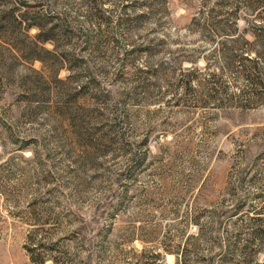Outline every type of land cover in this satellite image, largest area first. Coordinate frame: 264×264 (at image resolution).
Instances as JSON below:
<instances>
[{
    "label": "rangeland",
    "instance_id": "rangeland-1",
    "mask_svg": "<svg viewBox=\"0 0 264 264\" xmlns=\"http://www.w3.org/2000/svg\"><path fill=\"white\" fill-rule=\"evenodd\" d=\"M241 63L264 0H0V264H264Z\"/></svg>",
    "mask_w": 264,
    "mask_h": 264
},
{
    "label": "trees",
    "instance_id": "trees-1",
    "mask_svg": "<svg viewBox=\"0 0 264 264\" xmlns=\"http://www.w3.org/2000/svg\"><path fill=\"white\" fill-rule=\"evenodd\" d=\"M24 21V20H23ZM22 20L20 22H23ZM29 27H33V26H40V24H38L37 22H32L31 24L28 25ZM41 33L38 35L40 36ZM49 36H45L43 38V41H47L49 40ZM247 54V53H246ZM257 58V56H256ZM245 60H248L251 63H254L255 57H252L250 53H248L247 55L244 56ZM236 73L237 76L241 79H244L247 82V88H245L244 90H242V92L248 93L250 94V103H253L256 101V93H255V88L264 85V80L262 78V74L259 75V73L257 72L256 66H247L241 63L240 66L236 67ZM29 252L31 253L32 259L34 262L38 263V264H46L45 257L43 256V254L41 252H39L37 249H34L33 247L29 246L28 247ZM175 264H183L182 260H179L177 263Z\"/></svg>",
    "mask_w": 264,
    "mask_h": 264
}]
</instances>
